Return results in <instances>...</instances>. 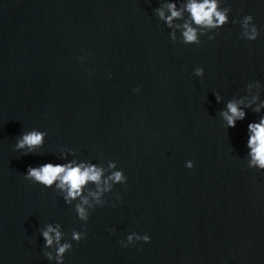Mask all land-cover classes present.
<instances>
[{
    "label": "water",
    "instance_id": "95a60500",
    "mask_svg": "<svg viewBox=\"0 0 264 264\" xmlns=\"http://www.w3.org/2000/svg\"><path fill=\"white\" fill-rule=\"evenodd\" d=\"M187 2L0 0V264H59L48 224L72 244L63 264H264V169L247 146V125L264 117V0H217L229 22L198 30L199 45L156 13L174 3L182 25ZM249 15L255 40L243 35ZM230 100L245 116L229 128ZM31 130L42 145L15 149ZM69 162L126 177L103 206L88 197L87 221L80 197L24 178Z\"/></svg>",
    "mask_w": 264,
    "mask_h": 264
},
{
    "label": "clouds",
    "instance_id": "9594fccd",
    "mask_svg": "<svg viewBox=\"0 0 264 264\" xmlns=\"http://www.w3.org/2000/svg\"><path fill=\"white\" fill-rule=\"evenodd\" d=\"M166 8L170 15L165 16L163 8H157L156 13L161 20L169 28H180L181 31V42L184 44H197L201 43L198 37V30H212L218 29L228 23L227 13L230 9L225 7L222 10H218L217 0H188L184 5V9L190 14V20H186L182 25H173L174 18L179 19L181 17V12L177 10L174 3L166 4ZM252 17L245 16L243 27L245 32L244 37L247 40H255L258 36V30L255 25H252L249 29L248 21ZM200 35H203V31H200ZM176 39V33H171V40ZM208 39H214V36H208ZM203 68L196 67L195 75L202 76ZM139 91V89H135ZM220 97L217 95V100ZM256 97H253L255 100ZM243 101H229L226 105V111H221L220 115L224 120L227 121V127H235L237 120H242L245 116L244 111L238 107V104H242ZM264 103V102H262ZM260 105H257L255 111H259ZM248 131L251 133L247 140V146L250 148L249 155L251 156L250 166H258L260 169H264V117L260 118L259 123L251 122L247 125ZM45 133L41 131H27L21 134L17 138L15 149L28 148L29 152H33L37 146L42 145L43 136ZM27 155L28 153H24ZM193 162L188 160L185 167L192 168ZM109 168H115L116 164L110 162ZM26 180H31L35 183H39L44 187H52L55 184L57 189L65 192L64 200L70 203L77 197L81 198L82 203L75 205V210L78 217L81 220L87 221L89 214L87 213L85 207L82 205H89L88 197L91 196L96 200V203L103 206L104 201L100 200V196L112 189L113 185L116 183H125L126 177L122 170L112 171L111 174L104 176V169L96 166L95 164H85L69 162L67 164H52L46 163L38 167L29 166L26 174H24ZM89 183L95 185V190H88L87 195H82L85 188ZM117 199H119V194H117ZM91 207V205H89ZM59 224L53 227L48 224L46 230L42 232L44 238V243L46 247H51L55 242L56 247V260L59 264H63V258L66 251L70 250L72 247L71 242H61V232L59 230ZM84 227V226H83ZM133 235H128V241L133 240ZM86 236V228L84 231H73L71 239L74 241H80ZM136 240H142L148 242L150 237L147 234L143 236L136 235ZM123 246H127L121 241ZM48 259H52V253H45Z\"/></svg>",
    "mask_w": 264,
    "mask_h": 264
}]
</instances>
